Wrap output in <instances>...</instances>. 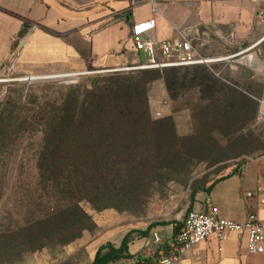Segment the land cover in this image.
<instances>
[{"label":"rangeland","instance_id":"374dc122","mask_svg":"<svg viewBox=\"0 0 264 264\" xmlns=\"http://www.w3.org/2000/svg\"><path fill=\"white\" fill-rule=\"evenodd\" d=\"M229 40L214 32L195 43L206 57H226L233 55ZM233 59L225 60L227 69ZM125 61L58 74L7 63L0 67V101L16 105L24 116L32 106L31 93L42 94L50 85L62 91L84 86L137 60ZM220 63L178 68L180 76H187L182 86L179 76L171 94L165 83L171 69L159 71L162 77L147 84L150 115L170 121L163 138L174 133L172 144L160 147L161 134L150 137L126 181L79 206L58 201L42 188L37 168L42 134L23 130L24 119L15 121L13 127L22 133L10 135L0 153V264H91L102 246L119 245L124 237L133 240L152 224L182 219L202 202L200 190L264 153V104L240 91L229 71L216 75ZM63 74L68 76H57ZM253 83L247 88L260 98L256 92L262 81Z\"/></svg>","mask_w":264,"mask_h":264},{"label":"crops","instance_id":"0c3cea01","mask_svg":"<svg viewBox=\"0 0 264 264\" xmlns=\"http://www.w3.org/2000/svg\"><path fill=\"white\" fill-rule=\"evenodd\" d=\"M143 7L146 13L140 12ZM150 18L156 19L154 36L158 39L176 38L177 29L229 38L232 54L244 52L232 57L230 69L225 67L227 59L217 62L221 64L219 76L229 71L244 94L258 100L264 97V0H157L155 6L146 0H0V65L76 73L130 59L142 61L144 55L135 50L132 28ZM248 54L253 60L246 64ZM254 80L262 81L256 92L260 98L247 88L254 87ZM263 181L264 153L250 158L232 175L212 182L209 189L200 190L202 202H196L193 209H206L211 202L222 217L235 221L245 220L253 209L264 221V206L250 208L255 202L246 198V192ZM182 220L152 224L146 234L129 243L133 256L112 264H154L158 250L167 247ZM155 236L162 241L156 242ZM173 264H264V253L249 252L243 233H231L225 239L213 234Z\"/></svg>","mask_w":264,"mask_h":264},{"label":"trees","instance_id":"16d2710c","mask_svg":"<svg viewBox=\"0 0 264 264\" xmlns=\"http://www.w3.org/2000/svg\"><path fill=\"white\" fill-rule=\"evenodd\" d=\"M23 33L22 30L19 35ZM3 65L6 64L0 67ZM178 68L184 67L137 70L138 74L111 71L90 77L84 86L67 91L50 85L43 88L42 94L29 95L32 106L24 116L16 105L0 101V153L10 135L22 133L13 123L24 119L23 130L42 134L37 159L40 185L51 190L58 201L79 206L81 200L126 181L140 163L142 148L150 137L161 134L160 147L172 144L174 133L163 138L164 131L172 126L170 121L155 120L150 115L147 84L162 77L159 71L171 69L165 77L171 94L179 80ZM186 76H180L181 86ZM237 168L212 184L232 175ZM151 226L141 234H146ZM130 242L124 237L119 246H102L91 264L118 263L132 257Z\"/></svg>","mask_w":264,"mask_h":264},{"label":"built area","instance_id":"2783aa9c","mask_svg":"<svg viewBox=\"0 0 264 264\" xmlns=\"http://www.w3.org/2000/svg\"><path fill=\"white\" fill-rule=\"evenodd\" d=\"M155 6L157 0H146ZM157 12L156 7L153 8ZM156 19L150 18L135 23L132 28V38L137 53H143L144 59L135 62L121 70L165 69L171 67H188L194 65H208L235 57L244 51L230 56L206 57L195 40L199 38L198 31L191 29H177V37L158 39L154 36ZM253 57L246 55V64L251 63ZM111 69L108 71H116ZM216 75L219 72L214 71ZM264 104V97L259 100ZM158 116L160 112L156 113ZM246 198L255 202L250 208L264 206V181L255 190L247 191ZM243 233L247 239V249L251 253H264V221L255 210H251L246 219L235 221L221 216L218 206L209 202L206 209L189 210L185 213L179 230L174 233L165 248L158 250L159 258L154 264H173L182 258L185 251L216 235L219 239L229 237L231 233ZM156 242L161 238L155 236Z\"/></svg>","mask_w":264,"mask_h":264},{"label":"water","instance_id":"95a60500","mask_svg":"<svg viewBox=\"0 0 264 264\" xmlns=\"http://www.w3.org/2000/svg\"><path fill=\"white\" fill-rule=\"evenodd\" d=\"M57 76L64 77V76H68V75L67 74H63V75H57ZM57 76H51V77H57Z\"/></svg>","mask_w":264,"mask_h":264},{"label":"bare ground","instance_id":"6f19581e","mask_svg":"<svg viewBox=\"0 0 264 264\" xmlns=\"http://www.w3.org/2000/svg\"><path fill=\"white\" fill-rule=\"evenodd\" d=\"M56 74H58V73H56ZM52 76H56V75H52ZM70 76V75H69ZM72 76V75H71Z\"/></svg>","mask_w":264,"mask_h":264}]
</instances>
